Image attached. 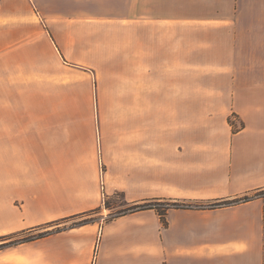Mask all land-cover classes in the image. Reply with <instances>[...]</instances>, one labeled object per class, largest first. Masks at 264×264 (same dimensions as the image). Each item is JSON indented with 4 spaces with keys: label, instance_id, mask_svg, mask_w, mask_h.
Listing matches in <instances>:
<instances>
[{
    "label": "crops",
    "instance_id": "obj_1",
    "mask_svg": "<svg viewBox=\"0 0 264 264\" xmlns=\"http://www.w3.org/2000/svg\"><path fill=\"white\" fill-rule=\"evenodd\" d=\"M28 1L0 9V236L100 217L0 264H264V0Z\"/></svg>",
    "mask_w": 264,
    "mask_h": 264
},
{
    "label": "trees",
    "instance_id": "obj_2",
    "mask_svg": "<svg viewBox=\"0 0 264 264\" xmlns=\"http://www.w3.org/2000/svg\"><path fill=\"white\" fill-rule=\"evenodd\" d=\"M262 195H264V191L263 192H258V193H256L253 196H262ZM253 196H251V197L244 196V197H241V198L235 199V200H218V201L209 202V203H196V202H187V201H171L169 199H153V200H146V201H144L143 204H136V205H134L132 207H129L127 210L121 211L117 215L125 214L127 212L137 211V210H141V209L155 208V210L157 211V214L159 215V217H160V219L162 221V224L164 226H166L167 225V220L165 218V214H166V212H167V210L169 208H172V207L214 208V207H220V206L228 205V204H231L233 202L246 201V200H249L250 198H252ZM159 200H165L166 201V203H164V207L162 209H158V207H157L158 204L156 202L159 201ZM168 200H169V202H168ZM106 206L108 207L109 204H107ZM113 216L114 215H111L110 217H113ZM74 217H76V216L75 215H71V216H67V217H64V218H61V219H58V220H55V221H51L49 223L58 224L60 222H66V221H68L70 219H73ZM89 221H92V219H88V220L86 219V220H82V221H78V222H73L72 224L65 225L64 227H57V228H54V229H49V230H45V231L39 232L37 234L31 235V236H28V237H23V238H19V239H16V240H11V241H8V242L0 243V248H2L3 246H6V245H12V244H17V243H22V242H26V241H29V240L37 239V238L43 237L45 235L51 234V233H53V232H55L57 230H61L63 228H66L68 226L72 227V226H76V225H79V224L87 223ZM49 223H46V224H49ZM43 226H41V227H43ZM41 227H36L33 230L39 229ZM18 233H22V232H14V233L2 235V236H0V239L11 238V237L15 236Z\"/></svg>",
    "mask_w": 264,
    "mask_h": 264
},
{
    "label": "rangeland",
    "instance_id": "obj_3",
    "mask_svg": "<svg viewBox=\"0 0 264 264\" xmlns=\"http://www.w3.org/2000/svg\"><path fill=\"white\" fill-rule=\"evenodd\" d=\"M26 1H28V0H14V3H17V5L18 4L21 5L20 3H22L23 4V7L24 8H27L28 11L32 14L34 20L38 21L39 18H40L39 13L37 12L36 8H34L31 5V3L29 2L30 0L28 1L30 3V6H28V4H27ZM2 3H3V0H0V9H1V4ZM42 19L44 20V17L43 16H42ZM77 100H78L79 110H92L93 101H95V99H77ZM104 197H105L104 198V202L105 203H103V204H105V208H106L107 207L106 205L109 204V203L106 200V195H104ZM168 202H169V200H168ZM143 203L144 202H139L137 204H143ZM156 203L158 204L157 205L158 209H162L164 207V203H166V201L165 200H159ZM132 206H134V205H132ZM132 206H124V207H120L118 209H114V210H112L111 214H113V215L118 214L119 212L124 211V210H127L129 207H132ZM148 209H154L155 210V208H148ZM141 210H143V209H141ZM156 213H157V211H156ZM106 215H107V217H109L108 214H106ZM98 217H100V216H99V214H97V211L88 212V213L83 214V215H78V216L74 217L73 219H70V220H68L66 222H60L58 224H55V223L45 224L43 227H41L39 229H36V230H33V231H27V232L18 233V234H16L15 236H13L11 238H7V239L6 238L5 239L3 238V239H0V243L8 242V241H11V240H16V239L23 238V237H28V236L37 234V233L42 232V231H45V230L54 229V228H57V227H64L65 225L72 224L73 222H78V221H82V220H86V219L87 220L88 219H92L93 220V219H96Z\"/></svg>",
    "mask_w": 264,
    "mask_h": 264
},
{
    "label": "built area",
    "instance_id": "obj_4",
    "mask_svg": "<svg viewBox=\"0 0 264 264\" xmlns=\"http://www.w3.org/2000/svg\"><path fill=\"white\" fill-rule=\"evenodd\" d=\"M102 165H101V163H100V165H99V167H100V171L102 172V167H101ZM101 180H102V177H101ZM103 185V182L101 183V186ZM103 187V186H102ZM103 197H102V199H103V203H104V194L102 195Z\"/></svg>",
    "mask_w": 264,
    "mask_h": 264
}]
</instances>
